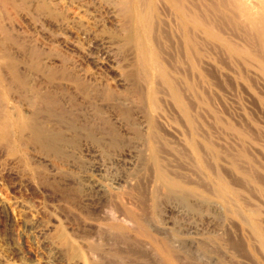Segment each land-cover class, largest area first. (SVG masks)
<instances>
[{
    "label": "rangeland",
    "instance_id": "1",
    "mask_svg": "<svg viewBox=\"0 0 264 264\" xmlns=\"http://www.w3.org/2000/svg\"><path fill=\"white\" fill-rule=\"evenodd\" d=\"M0 264H264V0H0Z\"/></svg>",
    "mask_w": 264,
    "mask_h": 264
},
{
    "label": "bare ground",
    "instance_id": "2",
    "mask_svg": "<svg viewBox=\"0 0 264 264\" xmlns=\"http://www.w3.org/2000/svg\"><path fill=\"white\" fill-rule=\"evenodd\" d=\"M259 25V24H258Z\"/></svg>",
    "mask_w": 264,
    "mask_h": 264
}]
</instances>
